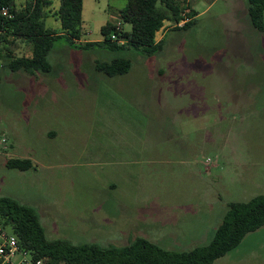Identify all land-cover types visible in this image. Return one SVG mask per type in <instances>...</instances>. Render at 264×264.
I'll return each mask as SVG.
<instances>
[{
  "label": "rangeland",
  "instance_id": "rangeland-1",
  "mask_svg": "<svg viewBox=\"0 0 264 264\" xmlns=\"http://www.w3.org/2000/svg\"><path fill=\"white\" fill-rule=\"evenodd\" d=\"M191 1L194 24L165 20L157 56L63 54L59 38L48 90L1 74L0 197L34 210L48 240L188 251L210 242L229 203L264 195V30L244 0ZM125 3L83 0L82 36L100 39L105 23L129 31ZM117 58L130 60L126 75L97 70ZM11 158L33 169H9ZM212 264H264V226Z\"/></svg>",
  "mask_w": 264,
  "mask_h": 264
},
{
  "label": "trees",
  "instance_id": "trees-1",
  "mask_svg": "<svg viewBox=\"0 0 264 264\" xmlns=\"http://www.w3.org/2000/svg\"><path fill=\"white\" fill-rule=\"evenodd\" d=\"M185 0H126L119 10L121 22L130 24L129 31L121 26L105 23L100 28L101 39L76 43L82 32L83 0H59L56 15L60 21V32L45 26L44 8L51 0H25L23 7L16 6V0H0V9L5 7L13 14L6 18L0 13V43L7 36H20L31 44V57L0 58L1 71H23L47 74L51 67L48 55L53 43L64 38L69 47L83 51L95 48L111 52L129 51L147 57L157 56L162 50L164 38L155 40L156 32L165 20H171L172 28H188L194 24L195 11L190 4L182 6ZM247 14L251 24L259 31L264 30V0H246ZM182 10H187L190 19L182 25ZM115 33L116 40L111 39ZM121 41V42H120ZM77 44V46H76ZM130 60L117 58L101 62L97 70L108 77L126 75L130 70ZM5 166L9 169L27 171L33 169L30 160L8 159ZM220 224L207 245L188 251H167L143 238H135L123 247L103 248L96 244L73 245L62 240H48L34 210L19 204L8 197H0V225L12 233L19 245L30 252L35 260L43 264H212L236 248L242 239L264 226V195L254 197L248 202L229 203Z\"/></svg>",
  "mask_w": 264,
  "mask_h": 264
},
{
  "label": "crops",
  "instance_id": "crops-1",
  "mask_svg": "<svg viewBox=\"0 0 264 264\" xmlns=\"http://www.w3.org/2000/svg\"><path fill=\"white\" fill-rule=\"evenodd\" d=\"M185 1L190 3V6H191V3H192L191 0H185ZM16 6L18 8L22 7V6H19L17 3H16ZM244 6L247 7L246 0H244ZM58 7H59V0H51V5H49V6L44 8V13H45L44 14L45 15L44 22H45V26L48 27V28L53 29L56 32H60L61 31V29H60V27H61L60 21H59L57 15H56V10L58 9ZM191 8L193 9V7H191ZM51 15L55 16V20L57 22L56 27H52V26L47 24V20H48V18ZM196 16H198V14L195 13L193 15V18L195 19ZM164 27L165 26L163 25L158 30V31L162 30L160 37H156V34H155V40L156 41L160 40L161 38H164L165 31H167L169 28H171V27H167L166 29H164ZM100 39H96V40H92V41H98ZM85 41H89V40L85 39L83 36H81V38L76 43L82 44ZM25 44H26L27 47H24ZM28 44H29V46H31V44L28 41H26V39H24V38H22L20 36L9 35V36H7L6 41H3V42L0 43V58H3L5 60H6V57H8V56L16 57V58H20V57L30 58L31 57V49H30L31 47H29ZM53 46H54V43H53ZM76 46H77V44H76ZM60 50L62 51L63 54L66 53L67 50H68V52L74 51V52H77V53H82V51H83V50H80L78 48L69 47L67 42H66L65 49H60ZM49 65L51 67V70L47 74L38 73V72H36L34 74H29V73L23 72V71L11 72V74L12 75H16L18 78H20L22 80L26 79L29 82V84H31V86L34 87V89H39V90L40 89H42V90H46L47 89L48 90L49 86L46 84V82L49 81L50 79H53V80L56 79V76H57L55 67L52 66L50 63H49ZM58 67L60 68L61 64H59ZM0 68H1V66H0ZM4 70L8 71V69L4 68L1 71V74H3ZM157 72L159 74L160 70H158Z\"/></svg>",
  "mask_w": 264,
  "mask_h": 264
},
{
  "label": "built area",
  "instance_id": "built-area-1",
  "mask_svg": "<svg viewBox=\"0 0 264 264\" xmlns=\"http://www.w3.org/2000/svg\"><path fill=\"white\" fill-rule=\"evenodd\" d=\"M187 12V10H185ZM1 15L6 18H12L13 14L8 11L7 8L3 7L0 9ZM190 18L184 13V19L180 20L177 24L182 25L185 21ZM116 29L120 28V23H117ZM0 30V35H1ZM111 39L116 40V34H111ZM121 42V41H120ZM4 142V140H3ZM0 264H43L40 260H35L33 256L27 250L23 249L16 237L9 231L2 228L0 225Z\"/></svg>",
  "mask_w": 264,
  "mask_h": 264
}]
</instances>
